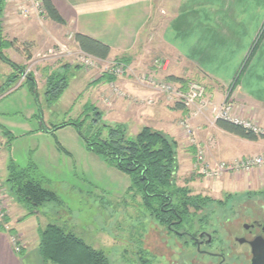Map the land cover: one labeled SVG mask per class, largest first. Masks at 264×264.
Returning <instances> with one entry per match:
<instances>
[{
    "label": "rangeland",
    "instance_id": "rangeland-1",
    "mask_svg": "<svg viewBox=\"0 0 264 264\" xmlns=\"http://www.w3.org/2000/svg\"><path fill=\"white\" fill-rule=\"evenodd\" d=\"M40 1L32 0L35 9L33 7L23 14L20 7L25 0H4L2 36L10 45L3 49V53L24 72L15 79V70L0 58V121L16 136L8 145L9 139L2 140L4 132L0 129V150L10 153L22 167L33 163L36 166L34 176L41 179L46 188L53 190L59 200L40 208L36 217L39 224L42 228L51 223L60 225L89 245L105 251L110 264H198L200 256L195 243L188 237L173 235L168 231L167 224L157 222L142 191L133 186L132 177L111 164L104 155L89 150L73 125L43 132L44 128L61 126L63 122H82L85 119L82 131L89 136L92 114L84 113L88 104L102 112L98 126L117 124L114 117L108 114V108L118 91L110 86L106 92L99 91L98 85L103 74L109 73V69L120 59L107 58L92 66L83 64L81 56L84 53L75 41V33L45 16ZM172 1L156 0L157 25L150 31L146 46L148 70L138 75L140 79L144 75H152V82L148 79L142 81L147 80L154 87L157 81L166 80V74L172 70L171 63L166 65L167 62L178 61L175 52L159 42L161 29L169 14L176 9ZM123 63L126 64L125 61ZM126 65L118 78L127 74L128 79L131 76L137 78L132 71L131 75L128 73L130 62ZM53 74L66 76L69 86L56 102L49 105L44 93L47 78ZM29 75L35 78L36 95L28 83ZM188 81L203 83L208 92L207 82L196 77ZM121 92L123 94L118 95L123 98L122 101H133L128 93L122 89ZM160 94L167 102L176 105L168 100L166 94ZM123 120L128 122L125 124L128 135L134 136L140 131L130 114L125 115ZM181 120L177 122L180 124ZM183 134L188 145L177 148L179 168L176 186L187 187L191 195L209 196L218 201L230 194L226 201L207 202L198 211L190 209L192 214L195 213L194 218L202 216L203 229L215 233L217 238L224 236L228 242L233 234L238 233V219L247 221L246 211L255 210L256 201L261 203L264 198V169H255L250 173L227 171L222 176L206 177L197 161L196 146L191 145L186 132ZM194 138L197 143H202L196 132ZM202 146L205 149V166H213L208 162L206 146ZM260 154L264 155V151L246 155ZM232 156L221 154L219 162L232 161L229 160ZM1 197L5 201V197ZM176 203L177 198L174 197L172 204L176 206ZM157 206L156 203L152 205L153 208Z\"/></svg>",
    "mask_w": 264,
    "mask_h": 264
},
{
    "label": "crops",
    "instance_id": "crops-1",
    "mask_svg": "<svg viewBox=\"0 0 264 264\" xmlns=\"http://www.w3.org/2000/svg\"><path fill=\"white\" fill-rule=\"evenodd\" d=\"M52 2L66 21L65 25L60 26L108 44L111 47L108 58L130 60L131 70L128 73L132 71L137 78L131 76L128 79L127 74L125 77H117L114 82L102 81L98 85L99 91L106 92L110 86L118 94H123L122 89L132 97L133 101L125 103L122 97L115 94L108 108V114L115 121L128 124L123 119L130 114L135 124L139 125V130L144 126L160 130L173 137L179 147H185L188 140L177 121L189 117L201 144L206 146L208 162L213 166L221 160V154H233L229 160H234L249 153L264 151V138L252 141L220 128L216 124L213 110L230 94L234 103L233 116L251 121L264 133V35L235 83L264 28V0L171 2L176 9L169 14L161 29L159 42L167 45L169 50L172 49L178 61L167 62L166 65L171 63L172 70L166 76L174 75L186 80L196 77L207 82L213 104L197 115H192L188 109L184 111L176 108V105L161 96L156 87L143 82L138 76L148 70L145 63L148 57L146 46L150 31L157 25L156 0ZM0 128L16 138L1 121ZM49 128L52 130V127ZM2 135V140L7 141L9 135ZM191 149L195 152V147ZM11 160L16 163L10 153L0 150L1 192L5 197L8 210L6 223L10 228L7 230L0 224V264H44L39 249V232L42 227L36 218L38 215H30L28 209L16 201L7 183ZM12 236H16L23 245L22 252H16Z\"/></svg>",
    "mask_w": 264,
    "mask_h": 264
},
{
    "label": "trees",
    "instance_id": "trees-1",
    "mask_svg": "<svg viewBox=\"0 0 264 264\" xmlns=\"http://www.w3.org/2000/svg\"><path fill=\"white\" fill-rule=\"evenodd\" d=\"M41 1L45 16L61 25L66 24L52 0ZM3 8L4 0H0V58L3 62L12 66L15 70L13 77L16 79L18 74L24 72V70L19 65L11 62L3 53V49L10 45V42L8 43L2 36L1 15ZM263 35L264 28L245 60L235 83L239 80ZM74 38L82 51L96 58L105 60L111 52V47L108 44L86 34L77 32ZM120 60L125 61L126 64L130 62L126 58H121ZM28 78L30 88L36 95L35 78L31 75ZM116 79L117 76L107 72L103 74L101 82H113ZM167 79L181 84H185L188 81L174 75L169 76ZM68 84V79L64 75L53 74V76L48 77L44 93L47 103L51 105L56 102L68 88ZM175 107L184 111L186 109L179 103ZM88 112L92 114L91 125L88 128L92 132L89 136L82 131L85 119L82 122L67 121L63 122L61 126L55 125L52 128V132L60 127L73 125L86 141L89 150L104 155L111 164L132 177L133 186L142 191L146 204L149 208L159 213L160 216L161 214L165 216V214L161 213V203L156 208L152 207V203L154 200L163 199L159 197L165 195L172 201L174 197L177 198L176 207L183 208V211H185L184 219L188 224L193 222V217H195V215L191 216L190 214L191 208L196 211L202 210L207 202H222L230 197L227 196L226 199L218 201L209 196L191 195L187 187L176 186V176L179 168L177 161L178 144L174 138L166 133L144 126L136 135H128V128L123 123H117L112 126L104 123L102 126H98L102 120V112L96 106L86 105L84 113ZM216 124L220 128L248 140L256 141L264 138V133H255L253 130L230 120L218 118ZM96 125L97 128L94 130L93 127ZM2 131L5 135H9V142L14 138V136L10 135V132ZM35 171L36 166L31 162L27 166L22 167L11 160L8 165L7 183L10 191L16 201L28 209L30 215L40 211V208L48 203H58L59 201L57 194L53 190L46 188L42 180L34 176ZM161 221L167 223L164 218ZM39 236V249L44 264H110L105 251L89 245L60 225L48 224L40 229Z\"/></svg>",
    "mask_w": 264,
    "mask_h": 264
},
{
    "label": "built area",
    "instance_id": "built-area-1",
    "mask_svg": "<svg viewBox=\"0 0 264 264\" xmlns=\"http://www.w3.org/2000/svg\"><path fill=\"white\" fill-rule=\"evenodd\" d=\"M33 7L35 9V6L33 5L32 0H25V4H23L20 7V10L23 14H27ZM41 11H44V9L42 8ZM83 53H84V56H81V59H82V63L85 65L92 66V65H95L99 60H102L92 55H89L85 53L84 51ZM126 67L127 65L124 64L122 60H118L116 61L114 66L109 69V73L114 74L117 77L122 76V73L123 71H125ZM143 79H148V81L150 82L153 81L152 75H148V77L144 75L141 80ZM144 82L150 84V82H147V80H144ZM156 87L160 92H163L164 94H166L168 100H171L175 104L179 103L183 105L186 109L189 110V112L192 115L203 113L204 111L209 109L213 104L211 100V96L207 92L206 86L199 81H188L185 84H181V83L166 79L163 81H157ZM229 96L217 108L214 107L213 110L216 114V119L222 118V119L230 120L232 122H235L237 124L244 126L247 129L253 130L255 133H263L261 129H259L255 124L251 122L247 123V121H243L233 116L232 111L234 108V103H233V99L230 98ZM180 126L182 127L184 132L188 134L187 136L192 142L191 145L196 146L197 161L198 163L202 165L201 171H202V174H204L206 177L222 176L227 171L250 173L254 171L255 169H264V155L263 154L244 155L232 161L218 162L216 165H214V167L209 166V165L205 166L204 164L205 163V156H204L205 149L201 144H199V142L197 143L195 141V138H194L195 129L193 125L191 124L190 118L184 117L180 122ZM1 186L2 184L0 181V224H3L5 229L9 230L10 229L9 224L6 223L8 210H7L6 202L2 200V197H1L3 196L1 192ZM12 241L14 242L16 252H22L23 245L18 241L16 236H12Z\"/></svg>",
    "mask_w": 264,
    "mask_h": 264
},
{
    "label": "flooded vegetation",
    "instance_id": "flooded-vegetation-1",
    "mask_svg": "<svg viewBox=\"0 0 264 264\" xmlns=\"http://www.w3.org/2000/svg\"><path fill=\"white\" fill-rule=\"evenodd\" d=\"M154 200L153 203H161V216L152 209V215L157 222L167 226L170 233L179 237H188L194 243L199 254L198 264H252L253 242L264 239V198L261 203H255V210L246 211L248 220L238 219L237 234L226 242L224 236L215 237V233L203 229L202 216L188 224L184 219L185 211L172 204V199L166 195ZM166 200V201H165ZM152 203V205H153ZM191 213V212H190ZM158 215V216H157ZM195 213H191L194 216ZM163 216V217H162ZM164 218L167 223L162 222ZM230 235V233H229ZM228 235V236H229Z\"/></svg>",
    "mask_w": 264,
    "mask_h": 264
},
{
    "label": "water",
    "instance_id": "water-1",
    "mask_svg": "<svg viewBox=\"0 0 264 264\" xmlns=\"http://www.w3.org/2000/svg\"><path fill=\"white\" fill-rule=\"evenodd\" d=\"M45 131H52L44 128ZM253 259L252 264H264V239L262 241L255 240L253 243Z\"/></svg>",
    "mask_w": 264,
    "mask_h": 264
}]
</instances>
